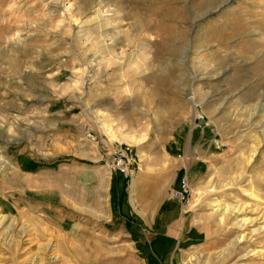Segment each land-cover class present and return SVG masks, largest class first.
I'll return each instance as SVG.
<instances>
[{
  "label": "rangeland",
  "instance_id": "obj_1",
  "mask_svg": "<svg viewBox=\"0 0 264 264\" xmlns=\"http://www.w3.org/2000/svg\"><path fill=\"white\" fill-rule=\"evenodd\" d=\"M84 124L137 170L202 157L180 223L68 203ZM0 264H264V0H0Z\"/></svg>",
  "mask_w": 264,
  "mask_h": 264
},
{
  "label": "crops",
  "instance_id": "obj_2",
  "mask_svg": "<svg viewBox=\"0 0 264 264\" xmlns=\"http://www.w3.org/2000/svg\"><path fill=\"white\" fill-rule=\"evenodd\" d=\"M81 129L83 137L80 133H69V137L64 138V141H69L73 150L71 153L75 154L72 161L67 162L64 169L50 175L54 182L62 183L68 203L79 206L80 212L84 210V218H93L92 221L103 224L113 221L120 214L124 216L126 225L132 221V215L146 224L144 215L149 213L157 217L151 224L158 232L170 231L173 225L180 223L181 213L187 211V206L170 200L169 193L179 188L182 176H187L190 184L200 174L201 156L191 160L187 167L175 163L166 169H154L158 164L153 163L149 166L144 164L137 170L139 160L135 150L137 169L135 166L133 175L124 179L119 173L111 171L104 159L118 141L97 137L91 140ZM195 142L201 149L204 146L209 148L204 134ZM193 152L197 153V150L193 149ZM32 177L38 180V175L33 174ZM48 182V187L52 186L50 179Z\"/></svg>",
  "mask_w": 264,
  "mask_h": 264
},
{
  "label": "built area",
  "instance_id": "obj_3",
  "mask_svg": "<svg viewBox=\"0 0 264 264\" xmlns=\"http://www.w3.org/2000/svg\"><path fill=\"white\" fill-rule=\"evenodd\" d=\"M192 124L194 129L202 128L207 124L206 115L203 112L197 111ZM83 129L85 136L88 139H96L94 132L87 126V124L83 125ZM213 143L217 149L224 145L223 142L216 138L213 140ZM104 159L109 169L119 173L124 179H128L133 175L135 166L137 169V158L133 146L127 142L116 143L113 145L108 154L104 156ZM191 193V185L188 182L187 176H182L179 188L170 191L169 199L187 206L191 199Z\"/></svg>",
  "mask_w": 264,
  "mask_h": 264
},
{
  "label": "bare ground",
  "instance_id": "obj_4",
  "mask_svg": "<svg viewBox=\"0 0 264 264\" xmlns=\"http://www.w3.org/2000/svg\"><path fill=\"white\" fill-rule=\"evenodd\" d=\"M133 140H134L135 145H137L139 147H140L141 143L143 142L142 138H140V137L134 138Z\"/></svg>",
  "mask_w": 264,
  "mask_h": 264
}]
</instances>
